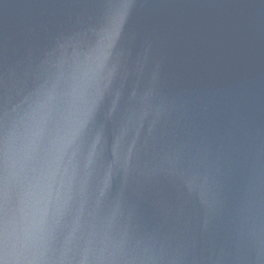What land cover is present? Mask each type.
<instances>
[{
  "label": "water",
  "instance_id": "water-1",
  "mask_svg": "<svg viewBox=\"0 0 264 264\" xmlns=\"http://www.w3.org/2000/svg\"><path fill=\"white\" fill-rule=\"evenodd\" d=\"M6 264H264V0H0Z\"/></svg>",
  "mask_w": 264,
  "mask_h": 264
},
{
  "label": "snow or ice",
  "instance_id": "snow-or-ice-1",
  "mask_svg": "<svg viewBox=\"0 0 264 264\" xmlns=\"http://www.w3.org/2000/svg\"><path fill=\"white\" fill-rule=\"evenodd\" d=\"M4 189L2 174H0V264H6L8 252L11 247V239L4 227Z\"/></svg>",
  "mask_w": 264,
  "mask_h": 264
}]
</instances>
